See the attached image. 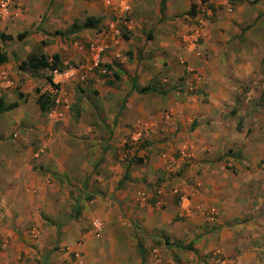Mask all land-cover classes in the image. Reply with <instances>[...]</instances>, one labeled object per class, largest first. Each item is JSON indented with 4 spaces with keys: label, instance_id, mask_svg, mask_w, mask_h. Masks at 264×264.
<instances>
[{
    "label": "crops",
    "instance_id": "crops-1",
    "mask_svg": "<svg viewBox=\"0 0 264 264\" xmlns=\"http://www.w3.org/2000/svg\"><path fill=\"white\" fill-rule=\"evenodd\" d=\"M9 1L7 14L0 12V51L7 57L0 66V75H7L17 87L18 95L12 94L13 88L0 87V98L4 104H15L6 111L19 110L24 118L19 117V122L25 123L27 105L33 115H44L36 102L37 96L32 104L22 98L25 93L33 95V88L43 84L46 75L37 78L33 71L41 74L45 69L23 68L22 63L31 56H45L50 61L54 54L62 63L83 62L88 52L75 48L74 44L79 42L86 47L100 39L101 29L83 27L84 22L87 18L111 15L114 6L110 8L105 0ZM122 1L130 8L126 24H119L123 35L102 56V63L110 69L106 64H111L123 48V76H120L123 106L119 107L123 114L115 128L119 135L123 133V144L127 140L138 144V140L146 137L149 142L136 154L127 155L123 151V170L117 176L112 173L118 169L112 165L110 150L88 159L93 164L91 168L99 167L102 176L95 173L99 188L87 194L93 197L82 213L89 218H102L106 232L110 225L108 231L114 236L107 239L105 252L89 232L76 245L61 235L59 246L62 251L67 246V252L51 256L50 264H60L71 252L82 253L85 258L74 264H213L219 259L231 264H264V228H261L264 223L255 225L254 217L242 214L245 208L238 206L240 186L227 183L222 170L205 166L200 170L199 167L183 170L176 196L167 192L163 197L152 198L144 187L153 184L152 189L164 188L160 175H164V170L165 176L175 172V164H181L179 158H173L179 149L184 156L185 147L192 148L190 155L207 159L210 151L209 154L197 151L200 145L208 148L213 144L234 146L240 142L264 144V121H256V114L247 119L252 109L243 110L238 100H229L245 93L248 97H262L264 104V0H206L204 6L194 0H112V4ZM192 6L194 16L188 15ZM196 29L200 30L198 44L187 47L183 37ZM25 32L27 35L18 39ZM114 79L118 80L119 75L114 73ZM179 81H184L185 86L176 88ZM140 89L149 90L140 93ZM246 119L248 123L243 122ZM47 122L51 126L57 124ZM86 127L93 130L96 123L81 125L80 131ZM95 132L90 137L94 143L97 138L104 144L110 143L109 132L99 133L98 137ZM138 133L140 137L134 142ZM60 144V152L55 153L59 156L57 162L83 160L90 153L76 148L69 151L68 141ZM27 145L20 142L9 147L0 139V264H25V257L32 258L38 252L22 242L29 241L28 228H38L36 233L33 228L37 242L57 239L56 229L47 227L40 213L52 216L49 213L54 209L63 211V203L69 201L68 192L63 190L57 195L52 185L33 175L32 153ZM136 159L143 164H137ZM53 171L66 172L61 167ZM173 188L174 185L170 187ZM142 191L147 194L144 200L138 197ZM179 195L185 197L180 205ZM112 202L121 204L123 217L115 213ZM72 204V211L81 210L78 201ZM93 251L100 257L90 262L86 256L94 255Z\"/></svg>",
    "mask_w": 264,
    "mask_h": 264
},
{
    "label": "rangeland",
    "instance_id": "rangeland-1",
    "mask_svg": "<svg viewBox=\"0 0 264 264\" xmlns=\"http://www.w3.org/2000/svg\"><path fill=\"white\" fill-rule=\"evenodd\" d=\"M114 18V15H110L109 13L101 17H97L96 19H99V22L101 20V23L97 24V27L103 28L104 22L113 20ZM121 31L123 35V27ZM119 54L116 57L114 56L111 64H106L111 66L110 69L106 68L107 74H95L91 80H86L85 82L78 84L71 83L66 86L67 95L70 101V108L66 113L65 118L67 119L65 122H56L57 124L51 126L47 122L50 120L48 119L46 113L44 115H38V113L37 115L32 114V110L27 104H32L33 97H35V99L36 96L38 97V93L40 92V89H42L43 84L33 88V95L26 93L23 94L22 101L27 102L26 109L28 111V117L25 118V123L19 122V117H22L18 112L19 110L12 109L11 111H6L0 115V129L2 131L0 133L1 141H6L9 147L17 146L20 142L28 143L26 148H30L32 153L30 164L33 175L40 176L46 185H52V190H54L57 195L63 192V190L69 193V201H67V204L66 201L63 203L65 204L63 211L54 209L53 213H49L52 214V216H47L42 212L40 213V217L46 222V226L56 229L55 232L58 234L57 239H43L42 242H37L38 236L34 237L33 233L35 231L38 232V228L33 227L35 229L34 232L32 227L27 229L29 241L23 240L22 242L26 244L28 249L38 252L42 251V254L39 255L38 252H36L32 258H29L26 255L28 258H24L25 264H50L51 256L55 254H62L63 256V254L67 252V246H65L64 251L61 250V246H59V241L61 240V237L59 236L61 235L62 237L64 236L65 240H70L76 245L79 243L81 244L82 235L89 232L94 240L99 242V248L103 249L105 252L108 250V238L114 236V233L112 234L111 230L108 231V228L112 226L107 225L106 232L102 218H89L87 215L84 216L82 213L83 207L89 206L88 202L93 197L87 196V194L94 189L99 188L95 175L99 174L97 177L102 176H100V171H98L99 167L91 168L93 164L91 165L88 159L96 156V153L103 154L104 152L110 150L112 152V165L117 166L118 169L116 173H112H114L113 176H117V173H119L120 170H123V151L128 152L127 155H129V153L136 154L139 149L145 148L146 143L149 142L148 137H146L141 138L143 139L142 141L138 140L136 142H139L138 144H131L128 142L129 140H127V143L123 144L121 140L123 139V133L119 135L116 129L117 127L115 128L116 122H120L118 117L123 114V112L121 113L119 109L120 106H123L121 102L123 93L120 91V86L123 84L122 79L120 78V76H123V48L120 50ZM74 62L75 61L70 62V64L74 65L76 63ZM26 66L28 65L25 64L23 68ZM114 73L119 75L118 80L114 79ZM33 74L34 76H37V78H44L45 75H49L50 72L45 70L39 74L33 71ZM108 81L112 84H109ZM183 82L184 81L176 82V88L185 86ZM103 88H106V90H103ZM163 88L164 87H161V89ZM11 91L12 94L18 95L16 86H14ZM244 94L238 97H229V100H233L234 102L238 100L242 105L241 107L243 110L249 107L252 109V113L248 115L247 119L254 118V115L252 114H256L258 115V118L256 117V121L258 119L264 121L263 98L254 96L248 97ZM199 98L201 99V97ZM4 105L8 106L7 104ZM247 119L243 120V122L248 123L249 120ZM91 122L96 123V127L93 128V130L91 128L87 130L88 127H90L88 126L83 132L80 131L81 125L87 126L90 125ZM59 126L61 127L59 128ZM94 130H96L95 134L97 137L99 133L108 134L109 132L110 143L104 144L100 138L96 139V143H94L93 140H90V137H92L91 134L94 133ZM250 133L251 130L249 129L248 134ZM118 137L120 138L119 141H117V139H119ZM61 141L70 142V144L67 145L69 151L76 148L77 150L90 153L84 156L85 158L83 160L80 159L74 161V159H63L62 161L57 162L56 158L59 156H56L55 153L60 152L58 147H60ZM71 142L73 143L72 145ZM208 148L209 150H207ZM208 148H203V145H200L199 149H197V151H206L208 154L210 151V157H207V159H201V156L196 157L194 155H190V151L192 150L193 152L192 148L185 147L184 152H186V154L184 156L180 153L179 149L177 152L178 155L176 154L174 155L175 157H173L179 158L181 163L180 165L175 164V172H170L167 176H165V173H167L166 170L163 171L164 175L161 174L162 172L159 173L161 174L160 181L163 182L162 185L166 191L168 192L170 187L173 185L175 188H178L177 184L181 183L179 179L182 178L180 173L183 172V170L194 169L195 167H199L198 170H200V168L203 169L204 166L209 167V169L213 168L216 170H222L226 173L225 179H227V183H233L240 186V197L238 198L240 199V203L238 206L240 209H242V207L245 208V211H242V214L245 215V217H254L255 225L264 223V153L261 152L264 151V144L256 145V143H253L251 145L240 142L234 146H230L228 144H224L223 146L213 144L209 145ZM40 150L43 151L39 153L38 157H35L34 155ZM70 155L71 153L69 156ZM211 156H213V158H211ZM44 157L49 158L45 159ZM138 158L142 159L141 156ZM147 158L148 156H146V159ZM60 162L62 163L61 165H59ZM142 164L143 163L140 165ZM200 165H202V167H200ZM72 166L73 169H71ZM57 167L64 168L66 170L65 174L54 172L53 169L57 170ZM170 169L171 167H167V170ZM90 170H92L91 173ZM139 186L141 189V185ZM144 187L147 189L146 192L152 195V198L155 196L158 197L155 193V189L159 187L152 189L153 184H147ZM56 201L58 202L59 198H57ZM74 201H78L81 205V210L77 213L72 211V203ZM112 205L114 206L113 210L115 213L118 216L120 215L123 217V207L121 204L119 202H112ZM56 211H58V214L55 213ZM95 219H97L101 224V228L97 232H95L91 226L92 221ZM261 228H264V224ZM114 232L119 231L115 230ZM93 254L94 255L86 256L90 262L100 257L96 256L94 251ZM83 258L82 253L79 254L77 252H71L69 257L64 261H61L60 264L78 263L80 260L83 261Z\"/></svg>",
    "mask_w": 264,
    "mask_h": 264
},
{
    "label": "built area",
    "instance_id": "built-area-1",
    "mask_svg": "<svg viewBox=\"0 0 264 264\" xmlns=\"http://www.w3.org/2000/svg\"><path fill=\"white\" fill-rule=\"evenodd\" d=\"M197 5L204 6L206 0H194ZM254 2L256 0H248ZM9 0H0V12L2 14H7L9 8ZM105 4L110 8L114 6V9L111 8V13L114 14L115 19L110 20L105 24L103 28L100 29L98 35L100 39L96 38L94 41L88 43L86 47L79 42H76L75 48L79 50H86L88 55L83 62H78L74 65L69 63H62V69L53 70L50 75L52 77L51 81L45 79L42 89L38 93V96L44 95L48 100V110L46 115L48 119L52 122H58L65 119L66 113L70 108V101L67 95L66 86L71 83H82L89 79L90 76L105 75L107 74V69L102 63V56L111 51L117 44L118 38L121 36L119 24H126L127 14L130 10L129 5L126 3H120L118 5L112 4V0H105ZM122 14L123 16H118ZM201 22H199V25ZM200 28V26H199ZM200 38V30L196 29L193 34L191 33L183 37V43L188 47H195L198 44ZM14 83L7 77V75H0V87L13 88ZM140 133L136 134L134 137V142L138 140ZM41 150L39 151V153ZM38 155V154H36ZM38 157V156H37ZM172 195H178V189H170L168 191ZM155 193L158 197H163L166 195L167 191L163 187L155 189ZM138 197L142 200L146 199L147 194L145 191L139 192ZM185 200L183 195L178 196V204H182ZM91 226L95 232L99 231L101 224L97 219L93 220ZM154 257L156 258V251H153ZM216 259V258H215ZM218 260V259H216ZM213 264H231L224 259H219Z\"/></svg>",
    "mask_w": 264,
    "mask_h": 264
},
{
    "label": "trees",
    "instance_id": "trees-1",
    "mask_svg": "<svg viewBox=\"0 0 264 264\" xmlns=\"http://www.w3.org/2000/svg\"><path fill=\"white\" fill-rule=\"evenodd\" d=\"M195 8L192 6L191 10L189 11L188 15L194 16L195 13ZM99 23V19L96 18H87L86 21L84 22L83 27H95ZM27 35V33H21L18 35V39H22ZM7 61V57L4 52L0 51V66L4 64ZM27 64L32 70H38V69H45L48 70L50 73L55 70V69H62L63 65L60 60V57L57 54L52 55L51 60L49 61L45 56H40L38 58H35L33 56L29 57L26 63H22L21 66H24ZM117 77V75H115ZM52 77L51 75L46 76V80L51 81ZM149 89H140V93H145ZM36 102L39 106V109L42 114H45L48 110V100L44 97V95H40L37 97ZM15 104L5 106L2 98H0V115L5 112L6 110H9L13 108ZM138 163H141L140 159H136ZM75 212H78V209H74ZM75 213V214H76Z\"/></svg>",
    "mask_w": 264,
    "mask_h": 264
}]
</instances>
